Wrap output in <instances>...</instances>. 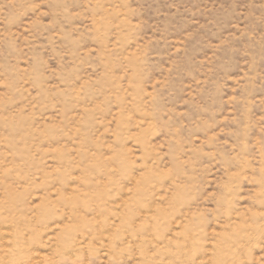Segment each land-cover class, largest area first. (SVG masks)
<instances>
[{"label":"rangeland","instance_id":"374dc122","mask_svg":"<svg viewBox=\"0 0 264 264\" xmlns=\"http://www.w3.org/2000/svg\"><path fill=\"white\" fill-rule=\"evenodd\" d=\"M0 264H264V0H0Z\"/></svg>","mask_w":264,"mask_h":264}]
</instances>
